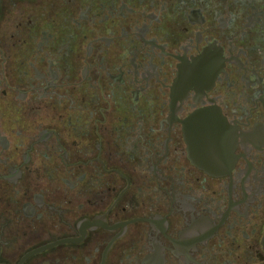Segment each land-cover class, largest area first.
<instances>
[{
	"label": "flooded vegetation",
	"instance_id": "af4514ba",
	"mask_svg": "<svg viewBox=\"0 0 264 264\" xmlns=\"http://www.w3.org/2000/svg\"><path fill=\"white\" fill-rule=\"evenodd\" d=\"M264 0H0V264H264Z\"/></svg>",
	"mask_w": 264,
	"mask_h": 264
},
{
	"label": "water",
	"instance_id": "95a60500",
	"mask_svg": "<svg viewBox=\"0 0 264 264\" xmlns=\"http://www.w3.org/2000/svg\"><path fill=\"white\" fill-rule=\"evenodd\" d=\"M263 245H264V239H263Z\"/></svg>",
	"mask_w": 264,
	"mask_h": 264
}]
</instances>
